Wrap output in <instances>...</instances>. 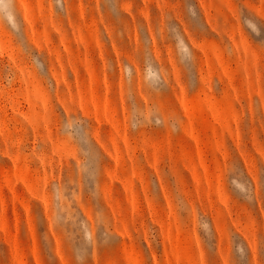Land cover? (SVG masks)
<instances>
[{"label": "rangeland", "instance_id": "1", "mask_svg": "<svg viewBox=\"0 0 264 264\" xmlns=\"http://www.w3.org/2000/svg\"><path fill=\"white\" fill-rule=\"evenodd\" d=\"M0 264H264V0H0Z\"/></svg>", "mask_w": 264, "mask_h": 264}]
</instances>
